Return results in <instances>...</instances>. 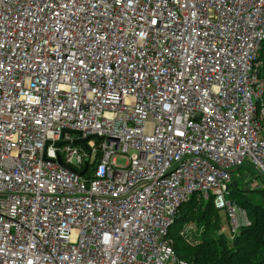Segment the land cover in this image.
I'll return each mask as SVG.
<instances>
[{"label":"built area","instance_id":"built-area-1","mask_svg":"<svg viewBox=\"0 0 264 264\" xmlns=\"http://www.w3.org/2000/svg\"><path fill=\"white\" fill-rule=\"evenodd\" d=\"M262 43L264 0H0V264H186L194 194L233 239L232 172L264 188Z\"/></svg>","mask_w":264,"mask_h":264},{"label":"trees","instance_id":"trees-1","mask_svg":"<svg viewBox=\"0 0 264 264\" xmlns=\"http://www.w3.org/2000/svg\"><path fill=\"white\" fill-rule=\"evenodd\" d=\"M256 62H259L258 76L264 80V43L260 46ZM261 109L263 113L260 115L259 122L264 128V104L259 106V111ZM235 190L239 191L233 186L230 187V201H232ZM240 204L245 209L250 224L241 227L232 242L218 235L217 241L205 239L198 246L191 245L181 235L182 228L193 221L190 214L195 210L194 215L197 216L199 233L203 235V238H207L204 236L209 233L214 217L213 210L218 211L214 208L212 197L205 201L199 194L192 195L190 200L181 204L168 229L176 262L186 264H264V206L253 204L244 198H241Z\"/></svg>","mask_w":264,"mask_h":264},{"label":"rangeland","instance_id":"rangeland-1","mask_svg":"<svg viewBox=\"0 0 264 264\" xmlns=\"http://www.w3.org/2000/svg\"><path fill=\"white\" fill-rule=\"evenodd\" d=\"M253 65L258 67L259 62H256ZM116 164L124 165V160L117 159ZM246 165L247 163H245L244 166H241L238 169H234V171L232 172L233 177L238 176L237 180L240 185V186L233 185V187L235 189H239V191L235 190V192L236 191L237 192L236 193L233 192L232 203H234L241 211L245 210L243 206H241L240 204L241 198L249 200V202L253 204L264 206V190H263L264 188L262 187L261 181H259V187L257 189H254L256 188V186L252 182V172L247 171L248 168ZM243 178L245 181H249L248 182L249 184L246 183L244 185ZM242 193L246 196H244ZM194 214H195V210L190 214V216H192L191 218L193 219V221L187 223V225H185L181 230V235L191 245L193 246L201 245L205 241V239H213L217 241L218 235H221L224 239L230 242H232L235 239V238L230 239L229 223L223 211L216 212L213 210L214 217L212 218L211 221L209 233L206 236H204L207 238H203V235L199 233L200 229L198 228L199 226L197 224V216ZM169 239L171 240L170 235H169Z\"/></svg>","mask_w":264,"mask_h":264},{"label":"crops","instance_id":"crops-1","mask_svg":"<svg viewBox=\"0 0 264 264\" xmlns=\"http://www.w3.org/2000/svg\"><path fill=\"white\" fill-rule=\"evenodd\" d=\"M247 166V165H246ZM247 168H248V166H247ZM247 171H249V172H252V182L255 184V186H256V188H254V189H257L258 187H259V179L258 178H256V176L254 177V173H253V171H251V169H249L248 168V170ZM254 174V175H253ZM236 177V176H235ZM238 178L236 177V178H234L233 179V185H236V186H240L239 185V182H238V180H237ZM249 181H245L244 180V178H243V183H244V185L247 183V184H249L248 183ZM237 188V187H236ZM240 188V187H239Z\"/></svg>","mask_w":264,"mask_h":264},{"label":"water","instance_id":"water-1","mask_svg":"<svg viewBox=\"0 0 264 264\" xmlns=\"http://www.w3.org/2000/svg\"><path fill=\"white\" fill-rule=\"evenodd\" d=\"M76 142H79V141H76ZM81 143L83 142V140H81L80 141ZM62 143L61 142H58V143H56V146H59V145H61ZM61 166H63V168H65V169H67V170H69V171H71V172H75L74 170H72V169H70V168H67V167H64V165H62L60 162H58ZM84 171L85 170H83L82 172H79V173H76L77 175H79V176H82L83 174H84Z\"/></svg>","mask_w":264,"mask_h":264}]
</instances>
